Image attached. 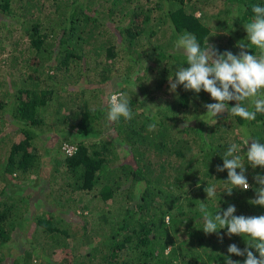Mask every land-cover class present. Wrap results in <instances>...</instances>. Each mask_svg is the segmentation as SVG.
<instances>
[{
    "label": "trees",
    "instance_id": "16d2710c",
    "mask_svg": "<svg viewBox=\"0 0 264 264\" xmlns=\"http://www.w3.org/2000/svg\"><path fill=\"white\" fill-rule=\"evenodd\" d=\"M256 4L264 0H0V52L11 54L10 77L0 63V112L10 106L23 135L0 138V264H226L230 244L246 247L226 228L205 234L199 203L264 215L249 203L264 168L245 161L250 188L231 195L227 170L217 171L230 144L243 143L242 128L264 143V114L245 121L225 112L213 124L210 94L182 85L173 93L169 79L188 67L175 47L186 32L201 47L207 40L239 54ZM15 6L23 13L9 29ZM113 92L127 94L131 120H107ZM48 111L65 127L44 130ZM45 134L42 148L36 138ZM60 142L75 151L52 156ZM59 177L62 187L43 196L45 181ZM211 184L213 199L204 191Z\"/></svg>",
    "mask_w": 264,
    "mask_h": 264
},
{
    "label": "clouds",
    "instance_id": "9594fccd",
    "mask_svg": "<svg viewBox=\"0 0 264 264\" xmlns=\"http://www.w3.org/2000/svg\"><path fill=\"white\" fill-rule=\"evenodd\" d=\"M251 11L252 18L243 25L247 33V43L238 44L241 49L239 54H233L231 51L220 53L214 46L209 45L207 40L204 47H201L196 37L187 32L176 41L175 47L183 51L188 67L176 68L174 77L169 79L170 90L175 92L178 86L182 85L186 91L198 94L203 90L210 94L215 103L205 104L204 107L207 109L205 115L213 124L217 122V117L225 112L239 116L245 121L255 120L258 113L264 114V6L253 5ZM240 14V11L233 9L234 18H238ZM250 46H255L258 54H249L245 50ZM130 86L136 91L135 83ZM113 94L114 92L107 100V120H131L133 112L127 94ZM229 101H236L235 106L229 108ZM151 106L144 107L145 113L150 117L153 116ZM148 127L149 130H154L156 123H150ZM240 131L244 133L243 143H231L222 156V167L217 166L218 172L227 170V181H223L227 187L223 191L228 195L232 194L234 188L245 191L250 188L245 175V161L253 169L264 168V143L251 137L246 127ZM244 148H247L246 152H243ZM254 180L259 187L255 189L256 198L249 200V203L264 207V175L257 174ZM204 191L207 198L213 199L217 195V186L207 185ZM199 212L205 234H219V230L226 228L229 237L238 235L245 238L246 247L243 250L236 244L228 246L229 257L226 258V264H240V261L232 260L231 255L246 256L243 264H264V215H235L234 205H229L221 214L219 207L212 212L201 201ZM251 249H255L259 257Z\"/></svg>",
    "mask_w": 264,
    "mask_h": 264
},
{
    "label": "rangeland",
    "instance_id": "374dc122",
    "mask_svg": "<svg viewBox=\"0 0 264 264\" xmlns=\"http://www.w3.org/2000/svg\"><path fill=\"white\" fill-rule=\"evenodd\" d=\"M17 5V4H16ZM22 9L19 7V6H15L14 9H13V16H11V21L10 22V28H13L15 26V22H16V19H18L20 16H22ZM8 18V17H7ZM6 24V23H5ZM9 23H7L8 25ZM10 43L12 42V39L8 40ZM9 42L7 43V45L9 44ZM12 45V44H11ZM9 47V46H8ZM10 57H11V54H9V51H4L3 53L0 52V63L3 64V69L5 70V73L6 75H8V65L6 63L9 62L10 60ZM9 77L11 75H8ZM178 89V88H177ZM176 89V90H177ZM6 91V88L5 87H2L0 88V94L1 92L4 94ZM177 92V91H175ZM174 93V92H173ZM5 95V94H4ZM11 113V107L7 105L6 108H4L3 110H1L0 112V138H2V136L4 135V133L7 134V136L11 135V137L13 139H17V138H21L23 137V135L21 134L20 131L17 130V127H19V124L16 122V121H13L12 119V113ZM48 119L47 118V121H48V126H45L44 127V130L48 131L49 127L51 130L55 131L57 129H62L63 127H65L63 124H61V122H58L57 120H55V118L53 116H51L49 114V111H48ZM61 116V114H60ZM49 134H45V137H39L36 138V142L37 144L40 146V147H44L45 144H47L48 142L50 143L49 139L47 138ZM60 143H57L56 145H54V151L52 152V156H62L64 157L65 154H69L64 148L63 146L67 143H63L62 146L60 145ZM1 145V144H0ZM58 150V151H57ZM1 151V150H0ZM2 153V152H0ZM32 177L36 176V175H31ZM57 181L56 182H53V181H45L44 183V187L43 189L41 190V194L43 196H48L49 199H51V195L49 194V192H51V190H54L56 187H62V183L65 179H62V178H58L56 179ZM27 184H31V186H35L36 189H38V186H39V182L38 180H34L33 178H28L27 180ZM34 181V183H33ZM29 186V185H28ZM52 193V192H51ZM13 251H16V250H13Z\"/></svg>",
    "mask_w": 264,
    "mask_h": 264
},
{
    "label": "built area",
    "instance_id": "2783aa9c",
    "mask_svg": "<svg viewBox=\"0 0 264 264\" xmlns=\"http://www.w3.org/2000/svg\"><path fill=\"white\" fill-rule=\"evenodd\" d=\"M114 94H116V93H114ZM113 94V95H114ZM63 148L69 153V154H72L74 151H75V146H73V145H69V144H65L64 146H63Z\"/></svg>",
    "mask_w": 264,
    "mask_h": 264
}]
</instances>
